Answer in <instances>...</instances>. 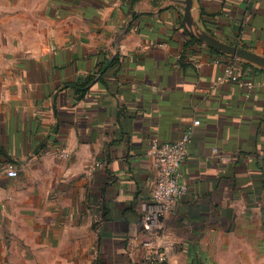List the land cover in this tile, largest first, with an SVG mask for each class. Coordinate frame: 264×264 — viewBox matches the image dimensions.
<instances>
[{
  "label": "crops",
  "instance_id": "1",
  "mask_svg": "<svg viewBox=\"0 0 264 264\" xmlns=\"http://www.w3.org/2000/svg\"><path fill=\"white\" fill-rule=\"evenodd\" d=\"M163 1L0 0V264H147L151 144L196 118L169 264H264V68L235 57L253 86L220 80L228 58ZM198 5L264 53V0Z\"/></svg>",
  "mask_w": 264,
  "mask_h": 264
},
{
  "label": "built area",
  "instance_id": "2",
  "mask_svg": "<svg viewBox=\"0 0 264 264\" xmlns=\"http://www.w3.org/2000/svg\"><path fill=\"white\" fill-rule=\"evenodd\" d=\"M231 79L240 86L252 87L253 81L244 77L242 66L236 61L226 64L219 79ZM200 119L193 120L182 136L175 141H160L154 139L150 151L154 156L155 180L150 199L146 205L141 224L145 232L142 241L144 247L143 259L147 264H169L168 239L164 222L174 210L175 205L187 193V184L181 178L180 167L188 154V144L191 141L193 127ZM97 161L95 166H103ZM6 172L9 176H17L18 169L13 162H8Z\"/></svg>",
  "mask_w": 264,
  "mask_h": 264
},
{
  "label": "water",
  "instance_id": "3",
  "mask_svg": "<svg viewBox=\"0 0 264 264\" xmlns=\"http://www.w3.org/2000/svg\"><path fill=\"white\" fill-rule=\"evenodd\" d=\"M171 4H177L183 8L182 23L192 37L220 50L221 52L264 68L263 52L223 40L203 27L199 15L198 0H164L156 10L160 11ZM137 11L138 7L136 5L127 21V26H129Z\"/></svg>",
  "mask_w": 264,
  "mask_h": 264
},
{
  "label": "trees",
  "instance_id": "4",
  "mask_svg": "<svg viewBox=\"0 0 264 264\" xmlns=\"http://www.w3.org/2000/svg\"><path fill=\"white\" fill-rule=\"evenodd\" d=\"M175 5H177V4H171V5H168V6H166V7H169V6H175ZM165 7V8H166ZM216 51H218L219 53H223L227 58H228V62L227 63H229V62H232V61H234L235 60V57H233V56H231V55H229V54H227V53H224V52H221L220 50H216ZM242 61V60H241ZM246 61H243V64H247V63H245ZM242 64V63H241ZM243 64H242V67H243ZM243 71H244V67H243Z\"/></svg>",
  "mask_w": 264,
  "mask_h": 264
}]
</instances>
